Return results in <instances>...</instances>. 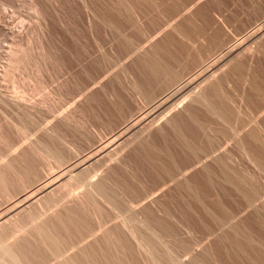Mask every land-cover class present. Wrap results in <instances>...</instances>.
Instances as JSON below:
<instances>
[{
  "label": "rangeland",
  "instance_id": "1",
  "mask_svg": "<svg viewBox=\"0 0 264 264\" xmlns=\"http://www.w3.org/2000/svg\"><path fill=\"white\" fill-rule=\"evenodd\" d=\"M123 1L129 2L126 4L133 7L132 20L134 22H125L126 20H123V17L118 18L120 16L117 15L121 14L116 10L114 12L117 13L109 12V7L112 9L115 4L114 0H0V181L3 182L4 180L3 183L0 182V207L5 211L13 206V200L15 201L16 196L19 194L21 199L37 194L39 188L45 187L46 184H49L55 178V174L61 172L64 164L68 166H70L69 164L77 165L89 157H94L99 149L101 150L102 147L107 146L114 138L122 134L127 124L131 125L136 123V120H140L139 118H145L146 110L149 106L145 103L146 100L144 101L143 98L138 96L140 92L137 90L138 85L141 89H148L147 92L151 91L153 99L160 100L163 97L162 86L164 84L169 85V83H166L167 80L156 84L151 83L152 89H150L151 85L149 86L147 81L145 83V79L141 81L140 78H144V75L142 76L140 68L138 67L139 69L137 70L135 65L137 63L135 60H138L141 55L150 53L153 55V60L160 61L166 67L169 65L168 69H171L170 71H174L179 76L181 75L180 77L187 78L195 73L192 72L193 70L200 69L204 63L209 64L212 61L222 62L224 60L221 58L222 55H218L219 53H216L215 50L206 48L208 43L204 38H198L199 41L196 45L199 51H191L187 48V38L184 35V38L181 39L180 35V24L184 19L191 18L198 24H202L204 19H208L211 27H213V30H209V33L213 35L218 32L219 38L224 42L223 44H230L243 37L255 25L254 14L256 9L252 8V6L258 7L257 17L259 19L264 17V0H154L155 5H157L156 7L153 6L152 9L142 4L135 6L132 3L134 0ZM108 13H111V16ZM112 14L116 15L113 17ZM180 16L182 17L180 18ZM109 18L122 31V33L119 32V36L105 24L109 22ZM136 26L138 27L137 29H140V34L137 33ZM163 29H165V33H162L164 32ZM124 35L129 36V38L132 37L130 39L135 40L134 46L136 47H141L145 44L144 49L141 52L138 51L139 53L136 55L130 56V52L122 47L120 48L118 44L119 37L125 38ZM252 37L253 35L249 36L248 39ZM147 38L151 39L152 42L150 44L147 43ZM168 40H172L170 41L171 43ZM242 41L244 42V40ZM259 41V44L253 45L255 47L245 51L247 53H244L239 59L241 64H244L241 68L244 70L243 72L241 71V76L238 74V70V73L231 71V69L234 70L233 67L235 65L233 66V64L235 63H233L228 67L229 69H226L227 71L225 70L214 79L215 81L217 80L215 83H220L224 87L222 89L224 95L234 102L237 107L241 108L239 118L242 119H248L251 114L255 113L251 102L255 101L258 103L262 99L258 97V92L251 91L253 89L249 86L251 85V82H249L251 79L248 78V75L253 74L258 83H262V86L264 85V37H261V41ZM14 46L15 48L19 46L30 57L29 59L25 58L27 60L22 59L11 70L8 63H10V51L15 49ZM157 49H160V52ZM171 56L179 58L178 61ZM192 56H197L196 61L200 65H192ZM247 78L249 81L245 82L244 80H248ZM211 96L209 99L213 98L212 100H216L215 95ZM248 97L253 100L249 99L248 101ZM152 98L149 100H152ZM189 103L179 105L180 107L176 108L173 113H181L186 116V114L194 111L191 109L195 108L197 112L194 111V113L200 115H197L198 119L200 120L203 117V121H200L205 122L204 120H206L205 123H207L209 118L211 120L209 124L212 127H214L212 124H217V129L214 127L216 135H211L215 138V143L219 145L225 144L226 135L229 131V127L226 126L228 124L222 120V124L218 120L215 123L216 118L213 120V117L209 116L208 113L205 112L208 117H206L207 115L203 116L205 110H203L204 108L201 109V104L199 107H194L198 106L195 102ZM184 106L185 110L182 108ZM188 110L190 111L187 113ZM167 117L170 116L154 122L136 138V141L119 146L112 151L111 155L95 162L88 170L89 181L95 184L97 181L104 182L115 192V196L125 206L128 205L126 203H135L148 196L147 200L146 198L143 199L144 202L143 200L138 202L139 205H136L137 211H139L138 206L140 208L150 206L154 213H157V217L160 215L159 217L161 218L165 214L162 215L161 207L159 213V203L168 208L171 213L169 218L172 223H170L172 227H175L176 230L178 229L176 231L177 237L188 244V252L193 254L191 256L192 254L190 255V253H173L175 257L177 255V257L181 258L185 264H250L247 260L248 257L243 253L237 252L229 243L222 242L223 244H221L219 238H221L223 232L217 229L209 213L198 205L185 189L177 186L176 183L170 181V177L164 175L162 163L163 161L166 162V158L161 159L163 161L157 166L154 163L155 161L146 158L145 148L143 150L141 146L139 147L141 142H144L151 146L152 150L157 148L156 150H161L163 153H170L172 150L171 154L173 153L172 156L175 157L174 159L177 163L176 174H178V177H184L180 172L184 173L186 176L184 178L190 180L194 188L199 185L203 187L202 184L198 185L196 183L198 177L195 176V173L198 175L201 167L189 168L194 159L184 165L187 162H183V159L187 156L190 157V154L184 151V148L181 149L182 145L179 144L176 135L172 134L173 130L167 124ZM258 120L264 124V117ZM217 132L220 133L217 134ZM166 134L168 136L164 139ZM201 136L205 138H202L204 141L199 139L201 137L198 138L200 141L202 140L201 144L202 142L206 143L207 138L203 135ZM167 140H172V142L175 140L176 143H169L170 141L167 142ZM199 140L197 141L198 145ZM138 141H141L140 144H138ZM45 144L53 150L60 151V155L63 158L62 161L65 163H59L56 159L47 158L48 156L43 155L41 148L46 146ZM234 146V144H229L227 148L232 151V156L238 157L237 162L236 160L232 161L233 164L245 173L247 177L253 178L259 187L263 188L264 175L244 158V154ZM170 155L167 154L166 156ZM208 163L212 164L213 162L209 159ZM152 166H156V169H153ZM4 169L6 172H4ZM214 179H216L214 180V192L212 191L213 193L210 192L212 194L205 195L206 198L201 194L207 205L211 206L209 208L213 209L214 201L218 200L221 201L227 210L240 212L236 222L250 232L255 239L264 240V235L261 234L256 224L258 219H264V213H256L252 208H248L241 194L236 192L228 194L225 190L230 191L228 190L231 189L230 185L223 183L222 180L218 182L217 178ZM200 181L199 183H202ZM124 183L130 191L126 190L127 187L124 186ZM4 186L7 189H4ZM82 186L81 183L73 182L69 187L57 189L51 196H47L49 199L46 197V200L52 201L51 199L54 198L53 202L58 201L60 203L55 202L53 204L54 207L51 205L48 209L45 199L39 205L32 207L30 211L39 213V210L40 215L43 209L46 208L44 210L46 214H42V218L40 217L41 220H37V224H40L41 221V225H44L46 221H49L52 227L49 226V223L46 225L49 230L51 229V233L54 234L51 235L56 236V233H60V236L56 237L61 241L63 249L66 247L65 251L70 247L71 243L72 249L69 250L68 248L66 252L78 264L83 262L85 264L91 263L92 257H90V254L94 255L92 259L94 260L97 257L95 255L97 250L99 251L98 259L96 258L97 260L93 261V263L97 261L98 264L102 262V264H107L106 261L109 258L112 260V258L118 256L117 259L121 257L118 262L121 261L122 264L146 263L144 262L147 258L145 257L147 256L146 252L143 250L144 255L143 252H140L143 248H140L138 243L137 246L135 245L137 241L133 240L135 238L132 239L133 241L131 240L132 236H130L129 229L121 225L123 223H121L122 218L119 216L120 211L112 208L105 199L99 196L94 185L83 186L84 188ZM201 186L198 188H201ZM89 191L90 194H87ZM126 191L129 193H126ZM17 193L19 194L17 195ZM94 201L98 203L96 204ZM189 205L192 211H190ZM188 208L190 209L189 211L187 210ZM30 211L21 213L15 220L24 224L29 217L28 213ZM140 214H143V211L137 215L140 219H143L146 215ZM71 215H73L75 220L79 218L80 222L77 220L76 222L80 223L81 228L78 224L76 225L79 228L75 226L76 222L73 221L74 219L71 220L73 223L75 222L74 224L70 223V221L68 223V220L72 218ZM67 216H71V218H67ZM146 217L148 218L149 216ZM68 224H71L69 225L70 228L74 226L76 229L70 230L69 226H66ZM31 227L33 228L32 225ZM31 227L26 229L30 232ZM64 227L65 229H63ZM77 228L79 230L82 229L81 232ZM62 230H66L68 235ZM72 230L78 231L81 236H83L81 233L84 232V236L88 239L85 238L86 241H83L84 243L82 244L81 241L84 239H81L78 232H75L74 235L71 234V232H74ZM209 230L213 231L212 234L208 232ZM29 232L28 234L25 232L27 236L22 232L19 235L16 233L15 235L19 237L15 238V236L10 240L14 242V239H19L20 241V238L25 236L28 240L24 237V242L29 241V243H32L30 245L29 243L27 244L29 248L33 249L35 247L34 249H36V251L33 249V252L31 251L30 255H28L31 258L30 260L27 257L29 262L34 264L32 261L35 260V255L38 258L37 261L35 260V264H38V261L44 264L45 262L42 263V261L45 260L46 264H48L49 259L51 264L50 255L53 257L52 253H50L51 251H49L50 254L45 253L49 249L47 248L48 246L44 245V242L38 239L39 237L32 236L34 235L33 231V233ZM108 233H110L111 237L113 235L112 238L110 237L112 240L114 239L113 241L111 240L112 243L118 244H114V247H119L113 249V246H111L112 248L110 247L111 244L107 245L108 242H105V237ZM29 234H32V238ZM61 234L63 236L65 234V238ZM88 234L91 235L89 236ZM75 237H77V240L81 239L77 243L80 248L74 245L78 249L74 248L72 244L77 242ZM60 238H64L63 240L66 243ZM23 240L20 242H23ZM38 240L40 241L39 243L37 242ZM122 244L125 245L123 246ZM37 245L39 250L42 247L43 250L45 249L44 251L40 250L41 254L39 257V253L36 255V252H39ZM90 246L94 249L90 248ZM117 248V252H120L116 256L118 253L115 254V249ZM80 249L82 251L89 249L86 251L87 254L89 253V256H86L89 257L86 258L88 260L82 258ZM95 251L96 253H94ZM106 251L109 254L107 260ZM67 253H65V256H67ZM86 253L84 252V254ZM99 254L100 257L101 254H105V257L102 255L100 258ZM77 256H80L83 261L80 257L76 259ZM193 257L197 258V260L200 259L201 262L196 261ZM116 261L115 258L113 263L108 261V264H114ZM56 263L58 264V261Z\"/></svg>",
  "mask_w": 264,
  "mask_h": 264
},
{
  "label": "bare ground",
  "instance_id": "2",
  "mask_svg": "<svg viewBox=\"0 0 264 264\" xmlns=\"http://www.w3.org/2000/svg\"><path fill=\"white\" fill-rule=\"evenodd\" d=\"M114 2H115V4H114L115 7L113 6L114 8L112 7V9H111V7H109L111 9V11H110V9H108L109 12L117 13V12H114L116 10V11H118L119 14H121V15H117V16H120L118 18L123 17V20L124 19L126 20L125 22L133 21L132 20L133 19L132 18V16H133L132 12L134 10L132 9L133 7L131 5H127L129 2L127 3L126 1L124 2L123 0H114ZM132 3L135 6L142 4L145 7H148V8L150 7L151 9L153 6L156 7V5H157V4L155 5L154 0H134V2H132ZM108 10H107V12H108ZM111 13L110 14L108 13L109 16H111ZM115 15L116 14H112L113 17ZM181 17L182 16H180V18ZM110 21H111V19L109 18V22L105 23V24H107L117 34V36H119V32L122 33V31H120L119 26L116 23H114L113 20L111 22ZM190 24L188 25V23H187L186 26H191ZM133 25H134V23H133ZM193 25H194V23H193ZM135 28L137 29L138 27L136 26ZM163 30H164V32H162V33H165V29H163ZM140 32H141L140 29H137V33L140 34ZM190 33H191V31H190ZM262 34H264V25L263 24L259 27V29H257V31H254L252 33L253 37L251 39H249L247 42L249 44H246L243 47V49L241 48L240 52L238 51V49H240V47H242L243 44L246 43L245 37L243 38V39H245L244 40L245 43L242 41L243 39L242 40L240 39L237 44L232 46L229 50H227V52L225 54H223V56H221V58L224 59V60H222V62H217V60H216V61H212L209 64L204 63L200 69H198L197 71H194L195 73L191 74L188 78L183 77V76L180 77L181 75L179 76L174 71H170L171 69H168L169 65H167L168 67H166L164 64L160 63V61L157 62V61L153 60V55H151L150 53L141 55L140 58L138 57L139 59L135 60V61H137V63L135 65L137 66V70L140 68L139 70L142 73V76L144 75L143 76L144 78H140L141 81H143L145 79L144 80L145 83L147 81V84H149V86L151 85V83L156 84L157 82H162L165 80H167L166 83H169V85L168 84L165 85L163 83L164 84V86H162L163 97L160 100L153 99L152 98L153 96L150 93L151 92L150 89H152V85H151V87H149L150 92H147L148 89L145 90V88H142V89L139 88V85H138L137 90H138V92L140 91L138 93V96L143 98L144 101L146 100L145 103L147 104V106H149L148 109L146 108L147 112L145 111L146 112L145 118H143V119L139 118L140 120H136V123H134V124L133 123L131 125L127 124V127L124 129L123 133L117 137L118 139L114 138V140H112L107 146L102 147L101 150L99 149L97 151V154L94 157H91V158L89 157L88 159L82 161L80 164L79 163L77 165L76 164L75 165L69 164L71 166L70 167V166L64 164L65 162L62 161L63 158L60 155V151H56V150L49 148V146H47V144H45L46 146H44V147L42 146L41 152L43 155H45L46 157L48 156L47 158H49V157L54 158V159H56V161H59V163L63 162L62 164H64V165L62 166L61 172L59 174H55V178L49 184H46V186L44 185L45 187H41V189L39 188V191L37 192V194H35V195L33 194L29 197H25L24 199H21L19 197L20 194L17 193V195L18 194L19 195L16 196L17 197L16 199L14 198L15 201L13 200L14 204H13V206L10 207L11 209L9 208L8 210L5 211L3 208L0 207V264H29L30 263L29 259H27V257L30 258V256H28V255H30V252L35 247L33 249H30L31 247L29 248V245L32 243H29V241L24 242L23 239L25 236H27L25 234V232L27 234L29 232L26 228L31 227V225L33 226V228L32 227H31V229L29 228L31 230L29 233L34 232V235L31 234L32 236L39 237L38 239L43 241L44 245L48 246V247L46 246L47 248H49V249L51 248V250L47 249L48 251L46 250L45 253L46 254L52 253L53 257L56 259V261H58V264H78V262L76 260L75 261L72 260L73 257H70L68 255V253L66 252V251H68V248H69V250L72 249L71 243H70L71 248L68 247L67 250L65 251L66 247H65V249H63V246H61L62 244L60 243L61 241H59V239H57V237H56V236L59 237L60 233L58 234L55 232L57 235L55 234L56 236H53L54 234L51 233L52 232V231H50L51 229L49 230L47 228L46 224L49 223V221L48 222L46 221V224H44V225H41V221H40V224H37V220L38 219L41 220L42 214H46L44 212V210L46 208L43 209L44 213L41 211L42 212L41 215H40L39 210H38L39 213H37V211H35V212L30 211V209L32 207L39 205L41 203V201H43L47 196H51V194L53 192H55L57 189L67 188L73 182H77L79 184L81 183L83 186L94 185L95 186L94 188L96 189V192H98V195L101 196L103 199H105V201L108 202L112 208L120 211L119 216L122 218L121 223H123L121 225L122 226L124 225L125 227H127L129 229V233H131V235L129 233L128 234L130 236H132L131 240L133 238H135L133 240L137 241V242H135V245L137 246V243H138V246L140 248H143L142 251L140 250V252H143V250H144L147 254V256H145V257H147L146 258L147 261L145 259L144 262H146V263H144V264H185L181 258L177 257V255L175 257L174 255L177 254L176 252H178L180 254L190 253V252H188L189 246L187 243H185V241L180 240L177 237L178 234L176 233V231L178 229L176 230L175 227H172V224H171L172 222L170 221L171 219L169 218L171 213L169 212L168 208L161 205L159 203V201H157V203H159V205H160L159 206V213H160V207H161V212H163L162 215L165 214L164 217L162 216L161 218L159 217L160 216L159 214H158L159 216L157 217V215H156L157 213H154L153 209H151L150 206H143L141 203L140 204L143 207L140 208V206H138L139 211H137L136 205L138 204V202H140L141 200H143L145 198L147 200L148 196L140 199L139 201H137L135 203L134 202L126 203V205L127 204L128 205L125 206L124 204H122L123 202L121 203L119 201L120 199L118 200V197L115 196L116 195L115 192L112 189H110L104 182H101V181L98 182L97 181V183L95 184L92 181H89V174H88L89 168L95 162H98L103 157L111 155V153H113L112 151L116 150L119 146L121 147V146L127 144L128 142L136 141V138H138L140 136V134H142L144 132V130H146L148 127H150L154 122H156L159 119L164 118L166 116H170V117L166 118L167 124L170 126L169 128H171L173 130L172 134L176 135L179 144L182 145L181 149L184 148L183 150L187 151L190 154V157L187 156V157H185V159H183V162H187V163H184V165L188 164L189 162L193 161V159H194L193 163L190 165L189 168H192L195 166H197V168L199 166L201 167L200 171H198V175H196V173H195V176L198 177L196 179V183L198 185L202 184L203 187L201 185L198 186L197 184H195L198 187L201 186V188H198V187L194 188L193 185H191L192 184L191 181L188 180L187 178H184V177H186L184 175V173L180 172V174H183L184 177H182V176H181L182 178L178 177V174H176L177 173L176 172L177 163L174 159L175 157L172 156L173 153L171 154L172 150L171 151L169 150L170 153H166V152L163 153V152H161V150H156L157 148H155V147H154L155 149L152 150L151 146H148V144L141 142V141H138L139 142L138 144H140V142H141V145H139V147L141 146V149H143V150L145 148L146 156H147L146 158H149L152 161H155L154 163H156L157 166L161 164L160 163L161 161H163L161 159L166 158L165 159L166 162L163 161V163H162V165L164 166L163 167L164 175L170 177L171 182H174V183H176L177 186H181L183 189H185V191L191 196V198L194 199L198 205H200L205 211H207L209 213L210 218L212 220H214L215 226L217 227V229H219L220 231L223 232L221 235V238H219V240L221 241V244H223L222 242L229 243V245L231 247H233L234 249H236L237 252L243 253L244 255H246L248 257L247 260H248V262H250V264H264V240L262 239L263 240L262 241V240L255 239L251 235L250 232L246 231L243 227H241V225L239 223L236 222L237 219L239 218L238 216H239L240 212H234V211L227 210L222 205L221 201H218V200L214 201V204L212 205L213 209H214L213 210V209L209 208L211 206H208L207 203L203 200L204 197L206 198L207 195H210L214 192L213 191V187H214V183H215L214 180H216L214 178H217L218 182L220 180H222L223 183L228 184V186L230 185L232 190L228 189L230 191L225 190V192H227L228 194H231L233 192L241 194L244 197L246 206L248 208H252L256 213H264V187L263 188L259 187L257 182L253 178L247 177L245 173L240 171L233 164L232 161L236 160V162H237L238 157L236 158V157L232 156L231 155L232 151L227 149L229 144H234L235 145L234 147L237 148L240 152H242L244 154V158H246L255 168H257L264 175V124L258 120L261 117H264V85L262 86L261 85L262 83L261 84L258 83L257 79L254 78L253 74H252L253 76L251 74L248 75V78H250L251 81H249L248 78H247L248 80H246V79L244 80L245 82L246 81L251 82V85H249L250 87L253 88V89L251 88L252 89L251 91H254L256 93L258 92L257 93L258 97H260L262 99H261V101L259 100L258 103L253 101V102H251L252 103L251 104L249 102V104L253 105L252 107L255 109V113L251 114V116H249L248 119L247 118L242 119V118H239V114L241 113V108L237 107L234 102L229 100V98L224 95L223 90H222V89H224V87L221 86L220 83H215L217 80L216 81L214 80L215 78H217V76L219 74L224 72L233 63H235V64H233V66L234 65L235 66L233 67L234 70L231 69V71L233 73L234 72L238 73V71H239L238 74L240 75L241 71L242 72L244 71L243 69H241L244 64L243 63L241 64L239 59L241 58V56L244 53L245 54L247 53L245 51L251 50V48L255 47L253 45L259 44L258 41L259 40L261 41V37H264V35L261 36ZM126 36L124 35L125 38L119 37V43L118 44L120 45V48L122 47L123 49L128 50L130 52V54H129L130 56L136 55L137 53L141 52L142 49H144L145 44H144V46L136 47V46H134L135 40L133 41V39H130L132 37L129 38V36H127L128 37L127 38ZM121 38H123V39H121ZM168 38H169V36H168ZM171 39H172V37H171ZM170 41H172V40H170ZM170 41H169V43H171ZM151 42H152L151 39L147 38V43L150 44ZM14 48H15V46H14ZM158 48H160V47L158 46ZM157 50L159 51L160 49H157ZM163 50L165 51L164 48H163ZM163 50L161 49V51H163ZM10 52H11V55H10V57L8 56L10 58V60H9L10 63H8V65L11 68V70H12V68H15L16 65L22 59H25V58L29 59V57H30L29 54L24 53L19 46ZM159 54H161V53H159ZM169 56H170V53H169ZM172 58L174 59L175 57H172ZM175 59H177V61H178L179 58H175ZM25 60H27V59H25ZM165 64H166V62H165ZM10 68H8V70H10ZM139 76H141V75H139ZM242 79H244V78H242ZM149 81H150V83H148ZM213 81H214V83H213ZM147 88H148V85H147ZM259 93H260V95H259ZM211 95L216 96V100L218 99L217 102H216V100H212L213 98L209 99V97ZM256 96H254V97H256ZM151 98H152V100H149ZM249 99H250V97H248V101H249ZM250 100H253V99H250ZM257 101H258V99H257ZM189 102H195L196 105H198V106H194V107H199L202 105L201 109L204 108L203 110H205V111L203 112L201 109H198V110H201V112H203V113H205V112L208 113L209 116L213 117L212 118L213 120H214V118H216L215 123L217 120H218V122L221 123V120H222L223 122L228 124L226 126L229 127V131L227 132V135H226L227 140L225 139V141H226V143L224 142L225 144L219 145V144L215 143V138L211 135H216L215 128H216L217 124H215V125L212 124L215 128L212 127L211 124H209L211 121L209 118H208L209 121L207 120V123H205L206 120H204L205 122H202L203 121L202 116H201L202 118L200 119L202 121H200L198 119L199 117L197 116L199 114L194 113V111L196 110L195 108L191 109V110H194L191 113H188L190 111V110H188L187 113L189 115L186 114V116H184L181 113H178V114L177 113L174 114L175 112L173 113L174 110L176 111V108L180 107L179 105L188 104ZM197 102H198V104H197ZM193 105H194V103H193ZM182 108L184 109L185 106ZM256 111H257V113H256ZM195 112H197V111H195ZM206 113L203 114V116L204 115L206 116L207 115ZM200 114H202V113H200ZM206 117H208V115ZM206 117H204V118H206ZM246 119H247V121H246ZM162 120H164V119H162ZM159 121H161V120H159ZM218 128H219V125H218ZM171 129H170V131L172 132ZM220 129H218V131H220ZM22 131H23V129H22ZM167 132H169V131H167ZM220 132H217V134ZM211 133H213V134H211ZM201 135H203L207 138L206 143L202 142V144L204 143L203 145L201 144V141L203 140L202 138H204V137H202ZM167 136L168 135L166 134V136H164V139ZM199 137H201V138H199ZM198 138L202 139V140L200 141ZM138 140H140V139H138ZM198 140L200 141L199 145L197 144ZM144 141H146V140H144ZM168 141H170L169 143L172 142V140H167V142ZM172 143L174 144V143H176V141L174 140ZM167 154H169V155L171 154L170 156H168L169 160H168V157L166 156ZM142 159H143V157H142ZM209 159L213 162L212 164L208 163ZM156 160H157V162L158 161L159 162L157 163ZM145 162H146V160H145ZM215 167H217L218 169ZM153 169H156V166L153 167ZM217 171H218V173H217ZM4 172H6L5 169H4ZM200 177L202 179V180L200 179L201 181L199 180ZM199 181L202 183H199ZM0 182H2V181H0ZM3 182H4V180H3ZM0 185H1V183H0ZM124 186L127 187L126 190L130 191V189H128V186L125 183H124ZM126 187H123V188H126ZM3 188L5 189L6 187L4 186ZM85 189H87V188H85ZM199 189H201V190H199ZM85 192H86V190H85ZM210 192H212V193H210ZM126 193H129V192L126 191ZM87 194H90V191L87 192ZM87 194H85V195H87ZM201 194H202V196H204L203 198H202ZM1 195L3 197V193ZM92 196H91V198H92ZM149 198H150V196H149ZM48 199L47 200L45 199V203L48 206L47 207L48 209L55 202L56 203L58 202V201L53 202L54 198L51 199V197H50V199L52 201H48ZM155 200H157V199H155ZM94 202L96 203V201H94ZM143 202H144V200H143ZM46 205H44V206H46ZM53 207H54V205H53ZM189 208H191L190 205H189ZM189 208L187 209L188 211L190 210ZM215 210H216V212H214ZM28 211H30V212L28 213L29 217L27 218V220H25V222L27 221L26 223L25 222H24V224H22L23 222L18 223L17 220H15L21 213L28 212ZM69 211H71V210H69ZM78 211H77V213H79ZM142 211H143V214H140V215H143V216H144V214H146V215L144 216L145 218L143 216H141V217H143V219H140V217L138 218L137 215ZM190 211H192V208ZM74 213L76 214V212H74ZM70 214H68V215H70ZM71 216H72V218H71ZM71 216H69V217L67 216V218H71L70 220L67 219L68 223H69V221H70V223H73L71 220L74 218H73V215H71ZM78 216H79V214H78ZM146 216H149V217L147 218ZM78 219L79 218H77L76 220L79 221ZM59 220L61 221V219H59ZM76 220L74 219L73 221L76 222ZM52 222H53V220H52ZM83 222H85V221H83ZM76 224H78L77 222L75 223V226H77L78 228L80 226V228H81V225H79L80 223L78 224L79 226ZM256 224H257L258 228L260 229L261 234L264 235V219H258ZM69 225H71V224H68L66 226H69ZM49 226H50V223H49ZM50 227H52V226H50ZM65 227L63 229H65ZM71 227L74 228V226H71ZM68 228H70V226ZM73 228H70V230ZM55 229H56V227H55ZM74 229H76V227ZM85 229H87V228H85ZM128 229H127V231H128ZM70 230H69V232H70ZM81 230L78 229V231H80V232H81ZM48 231H50V232H48ZM72 231H74V232L73 233L71 232V234L74 235L76 230H72ZM21 232L22 233L24 232L23 234H25V236H22L23 238L22 237L20 238V241L23 240V242H20L19 239H17V240L14 239L15 243L12 242V240H10L15 236H16L15 238L19 237L18 235L21 234ZM62 232H65L67 234L66 230L65 231L62 230ZM208 232L212 234L213 231L209 230ZM16 233L18 235H15ZM87 233H88V231H87ZM51 234H53V235H51ZM78 234H79V232H78ZM81 234H83V236H81L80 234L79 235L81 236V239H84L81 241V243L83 244L84 243L83 241H86L85 238H87V237L84 236L85 235L84 232ZM32 236H31V238H32ZM64 236H65V234H64ZM108 236H109L110 240L108 239ZM106 237H105V242L106 241L108 242L107 245L111 244L110 247L113 246V249L115 247H119V246L114 247V244H117V243H114V244L112 243V241L114 240V239L113 240L111 239L113 237V235L111 237L110 233H108ZM75 238H76L77 242L74 241L76 244L72 243L73 247L74 248H77V247L80 248V246H77L78 245L77 243L81 239L79 238V240H77V237H75ZM26 239L28 240V238H26ZM33 239H35V238H33ZM63 239L60 238V240L65 242V240H63ZM106 239H108V240H106ZM169 239L170 240L172 239V241H170ZM39 240L37 241L38 243L40 242ZM116 240H115V242H116ZM69 241H71V240H69ZM71 242H73V241H71ZM28 243H29V245H27ZM81 243H79V244L81 245ZM41 244H43V243H41ZM65 245H68V244H65ZM74 245L77 247H75ZM122 245L124 246L125 244H122ZM123 246H122V248H123ZM110 247H109V249L112 248V247L111 248ZM40 248H41V246H40ZM86 248H89V247H86ZM90 248H93V247L90 246ZM41 249L43 250V247ZM81 249L79 251H82ZM34 250L36 251V249H34ZM37 250L39 252H36L37 253L36 255H38V253H39V255H38V257H39L41 254L40 250H39V246H38ZM88 250L89 249H87L86 251H88ZM95 250H96V247H95ZM115 250H116V252L114 251L115 254L118 253V254H116V256L119 255L120 251L117 252L118 248ZM129 250H130V248H129ZM137 250L139 252V248ZM172 250L173 251L175 250V251L173 252ZM49 251H51V252L49 253ZM86 251L81 252L83 259L89 258V257H86L87 255L89 256V253L87 254ZM91 251H92V249H91ZM108 251H106L107 252L106 253L107 254L106 260L108 259L107 256L109 255ZM84 252L86 254H84ZM98 252H99L98 250H97V253H96V251L94 252V253H96L95 255L97 256V257H95L94 260H92L94 255L92 256V254H90V257H92V258H91V260L89 259L91 261V263H89V264H92L93 261L98 259ZM114 252H112V253L114 254ZM122 252H123V249H122ZM34 253H33V255H34ZM45 253H42V254H45ZM65 253H67V256H65ZM173 253H175V254H173ZM144 254L145 253L143 252V255ZM191 254H192V252L190 253V255ZM102 255L103 254H101V257H102ZM187 255H189V254H187ZM80 256H77L76 259ZM121 256H122V254H121ZM191 256H193V254ZM34 257H35V260L37 261L38 258H36L35 255H34ZM53 257L50 255L52 262L56 263V261ZM99 257H100V254H99ZM103 257H105V254L103 255ZM118 257H115L117 260L116 261L117 263L114 262V264L115 263L120 264L121 261L118 262V260H120L121 257L119 259H117ZM115 258H112V260L109 258L110 260L108 259L106 261L107 264H108V261H110V262L112 261V263H113V259L115 260ZM48 259H49V257H48ZM80 259H81V257H80ZM122 259H124V258H122ZM27 260H28V262H27ZM30 260H31V258H30ZM35 260H33V261H35ZM43 260H45V259H43ZM81 260H79V261H81ZM86 260H88V259H86ZM104 260H105V258H104ZM104 260H102V261H104ZM195 260L201 262L200 259L197 260V258H196ZM33 261H32V263L35 264L36 261L35 262H33ZM49 261H50V259L48 260V264H50ZM43 262H45L44 264H46V260L42 261V263ZM52 262H51V264H53ZM123 262H124V260H123ZM38 264H41V262L39 263V261H38ZM93 264H98V263L96 261V263H93ZM104 264H106V263H104ZM121 264H122V262H121Z\"/></svg>",
  "mask_w": 264,
  "mask_h": 264
},
{
  "label": "crops",
  "instance_id": "3",
  "mask_svg": "<svg viewBox=\"0 0 264 264\" xmlns=\"http://www.w3.org/2000/svg\"><path fill=\"white\" fill-rule=\"evenodd\" d=\"M256 7L257 6H252V8L256 9L255 14H254V18H255L254 24L255 25H253V27L246 34H244L242 38H240L242 40L245 37L246 40L245 39H243V40H245L246 43L244 42L245 44H243V46L240 47V49H238V51H240L241 48L243 49V47L246 44H249V43H247L249 40L248 37L251 36L254 31H257V29H259V27L262 24L264 25V17H262L260 19L257 17L258 7L257 8ZM187 23H188V25L191 23L190 24L191 26H186ZM193 23L195 26L193 25ZM194 28L196 30L197 29L198 30L196 31ZM209 30H213V27H211L210 21L208 19H204L202 24H198V23H195L191 18H186L180 24L181 39H183L184 35H185V37L187 38V41H188V47L187 48H189L191 51H199V50H197L198 48L196 45L197 42L199 41L198 38H204L208 43V47H206V48L211 49V50H215L216 53H219L218 55L223 56V54H225L229 48H231L233 45H235L237 43L238 40H240V39H238L236 42L230 43V44H223L224 42L222 39L219 38L220 36H219L218 32H216V34H213L214 35L213 36L212 34L209 33ZM190 31H191V33H190ZM192 58H193L192 65H197V66L200 65V63L198 61H196L197 56H192ZM194 71H197V69L193 70L192 72H194Z\"/></svg>",
  "mask_w": 264,
  "mask_h": 264
}]
</instances>
